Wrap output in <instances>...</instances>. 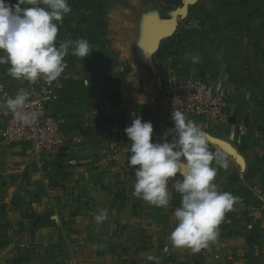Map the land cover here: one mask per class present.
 Segmentation results:
<instances>
[{
	"label": "crops",
	"instance_id": "obj_1",
	"mask_svg": "<svg viewBox=\"0 0 264 264\" xmlns=\"http://www.w3.org/2000/svg\"><path fill=\"white\" fill-rule=\"evenodd\" d=\"M68 3L57 39L84 38L93 51L80 58L70 48L55 80L47 112L64 117L66 136L57 151L0 137V264H264V0L187 2L161 36L171 19L130 23L133 8L119 0ZM8 67L0 65L6 89L32 84L7 75ZM196 78L223 95L226 115L209 126L187 117L228 162L227 169L213 162L214 182L239 199L216 241L193 252L169 239L180 194L170 182L167 208L137 199L131 141L126 134L115 141L111 126L136 116L156 122L163 91ZM99 209L108 217L97 225Z\"/></svg>",
	"mask_w": 264,
	"mask_h": 264
},
{
	"label": "clouds",
	"instance_id": "obj_2",
	"mask_svg": "<svg viewBox=\"0 0 264 264\" xmlns=\"http://www.w3.org/2000/svg\"><path fill=\"white\" fill-rule=\"evenodd\" d=\"M71 11L68 0H17L15 4L0 0V65H9L7 75L32 84L42 78L51 84L64 72L70 48L72 55L88 57L93 50L86 39H57L59 24ZM28 101L29 93L20 89L5 103L16 120L32 126L39 112L25 111ZM172 119L174 126L162 140L153 141V124L142 117L136 116L125 127L131 141L128 166L135 177L133 195L167 208L171 182L181 201L169 239L176 248L198 252L216 241L219 224L239 198L214 182L213 162L225 169L229 165L221 153L209 150L208 133L176 106ZM107 217V209H99L94 219L100 225Z\"/></svg>",
	"mask_w": 264,
	"mask_h": 264
},
{
	"label": "built area",
	"instance_id": "obj_3",
	"mask_svg": "<svg viewBox=\"0 0 264 264\" xmlns=\"http://www.w3.org/2000/svg\"><path fill=\"white\" fill-rule=\"evenodd\" d=\"M24 90L29 93L25 111L39 112L38 121L32 126H26L16 120L5 103L8 97H14L16 93L0 84V137L2 141L4 143H28L45 152L57 151L66 140V136L63 131L64 117L47 112L49 104L57 98L55 81L48 84L41 78ZM226 105L223 95L204 79L175 81L159 97L158 119L152 122L153 141L162 140L163 134L174 126L172 112L175 106L187 116L195 117L209 126L225 119ZM99 108L104 111L105 105H100ZM125 127L124 125L111 126V134L115 141H120V137L126 134ZM116 158L117 153L112 152L109 156V163L115 164Z\"/></svg>",
	"mask_w": 264,
	"mask_h": 264
},
{
	"label": "rangeland",
	"instance_id": "obj_4",
	"mask_svg": "<svg viewBox=\"0 0 264 264\" xmlns=\"http://www.w3.org/2000/svg\"><path fill=\"white\" fill-rule=\"evenodd\" d=\"M119 5H127L133 9L127 11L126 17L130 23H138L139 16L157 17L158 20L175 19L180 16L179 11L186 0H119ZM127 7V8H128ZM120 12L122 13L121 9ZM125 12V11H124ZM122 17V16H121ZM141 17V18H142ZM128 21V22H129Z\"/></svg>",
	"mask_w": 264,
	"mask_h": 264
},
{
	"label": "water",
	"instance_id": "obj_5",
	"mask_svg": "<svg viewBox=\"0 0 264 264\" xmlns=\"http://www.w3.org/2000/svg\"><path fill=\"white\" fill-rule=\"evenodd\" d=\"M192 1H194V0H186L185 3L192 2ZM181 10H183V8ZM164 23H165L164 27L162 28V30H160V32L158 33V36L169 35L173 31V29L175 27V23H174V21L172 19L171 20H167Z\"/></svg>",
	"mask_w": 264,
	"mask_h": 264
}]
</instances>
